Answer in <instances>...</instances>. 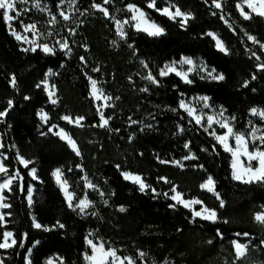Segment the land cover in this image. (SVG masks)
<instances>
[{
  "label": "trees",
  "instance_id": "1",
  "mask_svg": "<svg viewBox=\"0 0 264 264\" xmlns=\"http://www.w3.org/2000/svg\"><path fill=\"white\" fill-rule=\"evenodd\" d=\"M39 1L54 10L60 4V0ZM240 1L222 0L223 8L216 9L211 0H157L158 8L170 2L192 14L182 28L178 21L148 8L149 0H111L104 5L108 17L92 7L93 0H77L78 13L69 22L75 29L71 57L61 49L54 55L39 48L24 51L0 10V111L8 109L0 118L5 145L2 152L8 157L4 162L10 174L17 170L20 174L11 192L4 193L11 208L2 211L11 212V216H6L7 223L0 226V240L3 232L10 230L18 243L0 250L3 264H27L28 259L31 264H45L55 256L62 257L65 264H88L85 253L89 252L86 238L90 231L106 247L117 249L121 257H132L136 264H264V225L254 219L264 206V183L234 180L231 154L210 135L211 129L205 131V124H196L179 107L183 99L206 95L212 106L223 108L231 119L235 118V131L247 133L252 120L264 131V119L250 111L264 110V70L258 68L264 63V49L245 35L251 34L264 44V17L252 14L251 19H244L236 7ZM128 4L143 9L165 28V34L149 36L127 25V36L121 39L113 17L129 18ZM209 32L217 34L229 54L216 48ZM183 56L202 59L225 79H202L195 72L190 75L192 83H186L175 73L159 75L166 63ZM97 68L99 71H93ZM49 69L55 73V104L43 85L36 87L47 78ZM149 71L158 83L145 79ZM13 76L15 86L11 83ZM89 76L112 97L103 111L106 118L111 117L107 127L97 126L100 116L90 95ZM144 88L148 90L142 91ZM8 101H12L11 108ZM41 110L49 115L47 124L39 116ZM65 115L85 117L84 126L62 120ZM129 118L138 123H131ZM52 125L64 128L76 140L80 156L48 131ZM17 152L33 163L25 168L16 159ZM192 154L195 159H183ZM176 160L184 166L172 163ZM33 167L38 179L29 175ZM56 168L64 173L69 190L76 193L74 201L85 194L93 201L88 211L81 213L68 207L52 175ZM122 172L141 175L156 191L141 192L137 184L123 178ZM209 175L216 181L223 207L214 193L200 187ZM85 176L95 188H86ZM173 186L185 194V199L197 198L215 209L216 222L194 220L192 212L180 204L170 207L176 203L170 199ZM29 187L34 188L32 204L28 202ZM121 207L125 210L120 211ZM200 207L195 206L197 210ZM33 217L51 230L35 228ZM57 221L64 228H53ZM233 240L244 244L251 241L247 255L239 261ZM141 252L145 253L143 258Z\"/></svg>",
  "mask_w": 264,
  "mask_h": 264
},
{
  "label": "snow or ice",
  "instance_id": "2",
  "mask_svg": "<svg viewBox=\"0 0 264 264\" xmlns=\"http://www.w3.org/2000/svg\"><path fill=\"white\" fill-rule=\"evenodd\" d=\"M26 0H0V10H3V20L5 23L11 27V22L14 20H17L19 16L21 15L20 10L17 9V4L24 3ZM61 4L65 3V0H60ZM69 5H72L75 0H67ZM111 2V0H103L102 3H95V0H93L92 7L103 12V14L108 17L110 15L108 8L104 7V5H107ZM208 0H205V3H207ZM212 5L216 9H222L223 4L222 0H211ZM242 5H246L248 9H250V12H245L244 7ZM35 7L40 9L41 11H47V9H41L39 0H36ZM147 7L150 9H155L158 13L161 15H164L168 17V19L172 21H178L180 23V26L182 28L187 26V23L190 19H192V14L190 12L182 11V9L179 6L173 5L170 2L163 8L157 7V0H149ZM236 7L239 9L240 14L243 16L244 19H251L252 14L259 15L261 17H264V0H242V4L238 3ZM127 10L132 13V15L124 20H115L116 24V32L119 35L121 39H125L127 36V32L124 30L125 25H131L133 28H135L137 31H143L146 32L149 36H161L165 34V28L156 23L154 20H152L148 14L141 8H139L135 4H128L126 5ZM78 11V9H77ZM87 11V10H85ZM15 13V14H13ZM84 13H81L83 15ZM60 17L63 18V20L68 21L70 20V16L66 14L64 11L59 12ZM215 15V13H213ZM113 19H115L113 17ZM221 19H224L223 16H221ZM49 24H55L57 22L56 16L52 15L51 19L48 21ZM224 22L227 24L228 21L224 19ZM22 23V22H21ZM231 27V25H229ZM24 33L31 32L34 36L41 35L38 32L37 25L35 23L30 24H22ZM70 33L74 34L75 29H69ZM49 35L52 33L49 32ZM12 35L15 36L17 40H23L25 42H28L33 45L31 49L25 48L24 51H37L39 48L46 54H55V50L53 47H49L48 44H37L35 40H29L27 35H22L20 32L16 31L14 28L12 29ZM207 35L211 36L213 40L215 41V46L218 50L224 52L225 54H229V50L226 48L224 42L217 36L214 32H209ZM247 35L248 40L252 41L255 44H260L261 49H264V44L260 43L257 38L251 34L245 33ZM59 44V48L61 50L67 49L69 52L71 51L67 39H63L61 41H57ZM113 44L116 43V41L112 42ZM255 55V53H253ZM258 60L260 57H256ZM81 60H84V57H81ZM194 65V61L190 57H182L180 61H173L171 64H166L163 68L159 69V75L160 76H167L170 73H175L177 76L181 77V79L184 80L186 83H192V81L188 78V74L193 72L195 69L194 67H189L187 71H180L176 67V65ZM145 68L148 67L147 64L144 65ZM258 68L260 70H264V63H261L258 65ZM202 70L206 71L207 77L211 78L212 80H224L225 77L222 73H216V69H208L206 65L202 66ZM93 71H99V69H93ZM49 73H51V69H49ZM202 79L204 77H201ZM90 85H91V91L90 95L94 97L97 100L103 99L105 101L111 100L112 97L105 95L102 88L97 87V80L93 79L91 76L88 77ZM145 79L153 82L158 83L156 80V77L152 74L151 71L148 72V75L145 77ZM253 79H255V76H253ZM11 83L13 86H15L16 78L15 76L12 77ZM248 84L247 81L244 82V86L246 87ZM43 85L45 87V91L48 93V97L51 100V103L55 104L57 103L56 99H53V97L56 95L54 89L55 86H52V90H49L48 87V81L45 79L44 81H41L40 84H37L36 87L39 88ZM147 88L142 89V91H147ZM27 99V97H25ZM118 99V98H117ZM200 100L204 101V107H209L208 100L210 99L207 96L200 97ZM110 105H103L102 107H108ZM12 107V101H8V108ZM179 107L184 109L187 114L192 117L195 120V123L200 125L202 124V121L205 120V114H197V111L194 107L190 106L188 103H186L184 100L180 101ZM97 111L100 116V123L99 127H107L109 124V120L111 117H105L104 113L100 110V108H97ZM254 115H259L262 119H264V110H258L256 108H252L250 110ZM8 109H5L3 111H0V118L5 117L7 115ZM220 115L222 116L223 113L221 112ZM41 119L45 122L48 121V115L47 113H44L43 110H41L40 113ZM62 120L67 121L70 124H75L76 126L83 127L82 121L85 119L83 116H78L73 118L70 115H65L61 117ZM130 122L135 124L138 123V121L131 120ZM235 119L234 117L232 118ZM206 123L207 127H205V131H208L209 128H212L213 124H219L220 128L225 129L226 131L223 132V134H218L215 130H213L210 135H212L215 140L219 143V145L224 149V151L231 154V169H232V178L236 181H240L245 184H252V183H264V132H262L259 128L253 127L251 132L245 133V132H238L235 131L234 128L230 125L229 120L227 118L223 119V122L220 120H217L213 115H207L206 116ZM58 128V131L53 132V129ZM183 129H181L182 131ZM49 132H53L54 135L58 136L61 140L66 141L68 146L75 152L77 156L81 155L80 149L77 145V142L75 139L72 138V136L65 131L64 128H59L58 125H52L49 129ZM118 131V130H117ZM260 132V135H257V133ZM46 133H42L44 135ZM259 141V144L256 142ZM234 142V143H233ZM5 145L3 143H0V149L4 148ZM189 145L185 144V148H188ZM195 155H189L183 157L184 160L189 159H195ZM8 157L5 156L3 153H0V175L6 177V179H3L2 182H0V209H9L11 208V205L9 203H6L7 197L4 195L5 191L11 192L13 182L20 178L19 170L15 172V174H10L9 168L5 165V160H7ZM16 159L19 161L20 164H22L25 168H28V166L33 163L30 160L25 159L22 155L17 152ZM161 163H167V161H161ZM172 163L183 167L182 161L176 160L172 161ZM119 168V165H117ZM36 168L33 167L29 171V175L33 179H38L36 175ZM53 177L55 178L57 184L60 186L61 190L64 193V196L66 198L67 204L69 208H73V210L79 209L81 213H84L86 209L89 208L90 205L93 204V201L89 200L87 195L81 199L78 200V203H73L74 200L77 199L76 193L69 191V183L67 179H64V173L60 168H56L53 173ZM122 176L125 180L132 181L133 183L137 184L139 186V190L141 192H144L145 190H151L155 192L156 190L154 188H151L150 185H148L144 179L139 174H134L131 172H122ZM160 180H163L165 183H170V181L167 180L166 177H160ZM85 180L87 181V177H85ZM88 188H95L96 186L92 184L91 182H87ZM201 189L207 190L208 192L214 193L217 197V199L220 200V207L224 206V201L220 198V193L216 191V181L212 176H208L207 179L200 185ZM29 192V203H31V187L28 188ZM171 195L170 199L175 201L176 203L170 205V207L175 208L176 204H180L186 209H189L192 212L193 219L196 218L216 222L217 220V212L215 209H210L206 205H204V202L197 198L192 199H185V194L178 191L175 186L171 188ZM165 196H169V193H164ZM101 196H103V193H101ZM107 203V201H105ZM200 205L201 207L199 210H197L194 206ZM125 209L121 207L120 211H124ZM6 216H11V212H0V226H3L7 223L5 220ZM254 219L264 225V206H262V210L258 211L254 214ZM33 226L37 229L43 228L45 231H49L47 226L40 224L36 221L35 217H33ZM53 228L59 227L64 228V225L60 223L59 221L56 222L55 225L52 226ZM219 234V231H218ZM27 235V234H25ZM91 235V234H90ZM237 236H249V233H237ZM87 244L91 248V255L85 253V259L90 262V264H136L135 259H133L130 256H124L121 257L117 254V249L111 248V247H105L104 241H99L98 243L94 242L92 239L86 238ZM17 240L14 238V234L11 231H5L2 234V240H0V249H7L11 248L13 246L17 245ZM38 243V242H37ZM234 251H235V258L236 261H239L243 259L248 251L249 246L251 244V241H249L248 244L240 243L238 240L232 241ZM261 244H264V240H261ZM22 246V245H21ZM31 251V249H29ZM145 253L141 252L139 253V256L143 258ZM65 264L62 257H56L52 258L50 257L45 264ZM0 264H3V261L0 260ZM27 264H31V261L28 260ZM235 264V261L233 262Z\"/></svg>",
  "mask_w": 264,
  "mask_h": 264
},
{
  "label": "rangeland",
  "instance_id": "3",
  "mask_svg": "<svg viewBox=\"0 0 264 264\" xmlns=\"http://www.w3.org/2000/svg\"><path fill=\"white\" fill-rule=\"evenodd\" d=\"M35 3H36V0H26V2H24V3L17 4V9L20 10L21 15L19 16V18L17 20H14V21L11 22V27L8 26V28L10 30V33H12V29L14 28L16 31L20 32L22 35H27L28 38H29V40H35L36 43L37 44H40V45L46 43V44L49 45V47H53L54 50L60 49L59 48V44L57 43V41H61L63 39H67L68 44H69V47L71 49L70 43H71V38L74 36V34L70 33V31H69V29H72L70 27L69 22L71 20H74V16L78 13V11H77V0H75V2L72 5H69L68 2H67V0H65V3L64 4H61V2H60L59 6H58V8L56 10L50 8L46 3H42V2L39 1L41 9H47V11H41L40 9L36 8L35 7ZM239 3L242 4V1H240ZM242 6L244 7V11L245 12H250V9H248V7L246 5H242ZM60 11H64L66 14H68L71 17L70 20H68V21L63 20V18L60 17V15H59V12ZM13 14H15V13H13ZM29 14H32V16H30ZM52 15H55L56 16L57 22L55 24H49V22H48L51 19V16ZM131 15H132V13H131ZM27 18L30 19V21H25V19H27ZM115 20H124V19H117V18H115L114 21ZM30 23H35L37 25L38 32L41 35L34 36L31 32L24 33L22 24H30ZM115 26H116V24H115ZM126 26L127 25L124 26V30L125 31H126ZM49 32H51L52 34L49 35L48 34ZM19 41L23 44V47L24 48L31 49V47H33V45L30 44V43H28V42H25L23 40H19ZM64 51L66 52V54H67L68 57H71V55L73 53V50L72 49H71L70 52L67 49H65ZM183 57H190V56H183ZM190 58L193 59L194 65H187V64L180 65V64L177 63L176 67L178 68V70H180V71H187V69L189 67H194L195 70L193 72H191V73L188 74V78L189 79H190V75L193 74V73H195V72L198 73L199 75H201L202 77H207V73H206V71H203L202 70V66L203 65H206L208 69H212V68L209 67L202 59L193 58V57H190ZM180 60H177V62L180 61ZM172 62L173 61L168 62L166 64H171ZM54 74H55L54 71L51 70V73L48 72V75H47V78H46L47 81H48L49 90H52V86L54 85L52 83V78H53ZM97 87L100 88L98 86V84H97ZM54 91H55L56 95L53 97V99L58 100L57 99L56 87H55ZM183 100L186 103H188V104H194V105L199 106L200 109L204 108V109L209 110L211 107H213V112L216 113L217 115L221 116L220 113L222 112V110L219 107L212 106L211 104H210V106H211L210 108L209 107L208 108L202 107V104H204V101H202L200 99H197L196 97L194 99L188 98V99H183ZM95 101L97 103V106L100 108V110L102 112L106 108V107H102V106L105 105V104L110 105V103H111L110 100L105 101L103 99H100V100L95 99ZM50 102H51V100H50ZM209 103H210V101H209ZM256 109L262 110L261 108H256ZM43 112L46 113L44 110H43ZM40 113H41V111L39 112V116H40ZM254 117H260V116L259 115H254ZM40 118H41V116H40ZM48 118H49V115H48ZM224 118H227V117H224ZM227 119L232 123V119L231 118H227ZM42 122H43V124H47V122H45L44 120H42ZM202 124H205V123H202ZM205 126H206V124H205ZM253 127H257L262 132H264L263 131V127L260 126V125L255 124L253 122V120H252L250 122V128H249V131L248 132H251V130H252ZM209 129H211V128H209ZM213 129H215V131L217 133H219L217 130H220V128L217 125H216L215 128H212L211 130L213 131ZM58 130H59L58 128L53 129V132L58 131ZM257 135H260V132H258ZM0 143H2L1 134H0ZM256 143L259 144V141H257ZM0 153H3L2 152V149H0ZM13 174H15V173H13ZM85 177H84V179H85ZM3 179H6V177L0 175V182H2ZM87 182H90V180L88 178H87V181L85 180V185H86V188L87 189H91V188H88L87 187ZM33 189L34 188L31 187V195L33 193ZM28 197H29V194H28ZM28 202H29V198H28ZM73 203L74 204L75 203H78V201H73ZM29 204H32V199H31V203H29ZM91 206L92 205H90L89 208ZM89 208L86 209L85 212L88 211ZM2 210L3 209H0V212H3ZM77 210H79V209H77ZM6 231H10V230H6ZM87 239H92L96 243H98L99 241H102L101 239H99V238L96 237V235H95V233L93 231H90L89 232ZM87 246L89 247V252L87 254L91 255V248H90V246L88 244H87ZM56 257L57 256L52 257V258H56ZM0 260H2L1 259V252H0ZM87 263L90 264L89 261H87ZM57 264H58V262H57Z\"/></svg>",
  "mask_w": 264,
  "mask_h": 264
},
{
  "label": "crops",
  "instance_id": "4",
  "mask_svg": "<svg viewBox=\"0 0 264 264\" xmlns=\"http://www.w3.org/2000/svg\"><path fill=\"white\" fill-rule=\"evenodd\" d=\"M204 96H206V95H195V96H192L191 98L192 99H194L195 97L197 98V99H199L200 97H204ZM207 97H209V96H207ZM210 98V97H209ZM209 101H210V99L208 100V105H209V108L211 107L210 106V103H209ZM190 106H192V107H194L195 109H196V111H197V114H205V120L204 121H202V123H205L206 124V126H207V123H206V116L207 115H213L217 120H220L221 122H223V119H224V117H227V118H230L226 113H225V110L223 109V108H221V107H219L221 110H222V113H223V116L221 117V116H219V115H217L216 113H214L213 112V107H211L209 110H207V109H204V108H202V109H200L199 108V106H197V105H194V104H189ZM202 107H204V104H202ZM208 108V107H207ZM229 123H230V125L233 127V125H232V123L229 121ZM216 125L220 128V126H219V124H213V126H212V128H215L216 127ZM211 128V129H212ZM234 128V127H233ZM220 129H222V128H220ZM213 130H215V129H213ZM222 130H224V131H226L225 129H222ZM218 134H223V133H218ZM70 189V188H69ZM70 191V190H69ZM63 192V191H62ZM64 194V193H63ZM31 199H32V195H31ZM196 206V205H195ZM194 206V207H195Z\"/></svg>",
  "mask_w": 264,
  "mask_h": 264
}]
</instances>
